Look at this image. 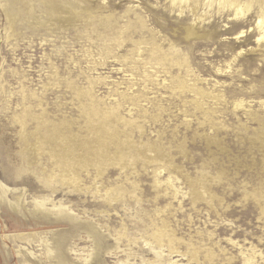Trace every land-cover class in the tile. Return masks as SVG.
<instances>
[{
    "label": "rangeland",
    "instance_id": "374dc122",
    "mask_svg": "<svg viewBox=\"0 0 264 264\" xmlns=\"http://www.w3.org/2000/svg\"><path fill=\"white\" fill-rule=\"evenodd\" d=\"M0 185V264L125 259L102 186L134 264H264V0H0Z\"/></svg>",
    "mask_w": 264,
    "mask_h": 264
},
{
    "label": "bare ground",
    "instance_id": "6f19581e",
    "mask_svg": "<svg viewBox=\"0 0 264 264\" xmlns=\"http://www.w3.org/2000/svg\"><path fill=\"white\" fill-rule=\"evenodd\" d=\"M50 6V8L52 7L54 10L56 9V2L55 1H53V4H50L49 5ZM87 109V108H86ZM96 115V114H95ZM110 115V114H109ZM111 118V117H110ZM92 119V118H91ZM105 119V118H104ZM72 120V119H71ZM95 121V120H94ZM97 121H98V119H97ZM101 121V120H100ZM65 122H67V121H65ZM71 122V121H70ZM69 122V123H70ZM106 122V121H105ZM72 123V122H71ZM95 123V122H94ZM100 123V122H99ZM73 124V123H72ZM71 124V125H72ZM104 124V123H103ZM62 125V124H61ZM102 125V124H101ZM69 126V125H68ZM53 127H54V125H53ZM87 127V126H86ZM97 127V126H96ZM106 127V126H105ZM115 127V126H114ZM65 128V127H64ZM88 128V127H87ZM56 129H57V126H56ZM102 129V128H101ZM71 130V129H70ZM97 130V129H96ZM117 130V129H116ZM121 130V129H120ZM98 131V130H97ZM108 131V130H107ZM74 132V131H73ZM120 132V131H119ZM62 133V132H61ZM103 133V132H102ZM57 134V133H56ZM69 134V133H68ZM115 134V133H114ZM55 135V134H54ZM99 135H101V134H99ZM57 136V135H56ZM54 137V136H53ZM82 137V136H81ZM98 137V136H97ZM109 137V136H108ZM115 137V136H114ZM117 137V136H116ZM115 137V138H116ZM123 137V136H122ZM52 138V137H51ZM65 138V137H64ZM99 138V137H98ZM111 138V137H110ZM129 138V137H128ZM23 139H24V137H23ZM71 139V138H70ZM75 139V138H74ZM77 139V138H76ZM99 140V139H98ZM59 141H60V139H59ZM76 141V140H75ZM86 141V140H85ZM115 141H116V139H115ZM120 141V140H119ZM25 142V141H24ZM56 142V141H55ZM54 142V143H55ZM77 143V142H76ZM75 143V144H76ZM92 143V142H91ZM113 143V142H112ZM32 144V143H31ZM65 144V143H64ZM77 144H79V143H77ZM109 144V143H108ZM120 144V143H119ZM24 145V144H23ZM34 145V144H33ZM41 145V144H40ZM55 145V144H54ZM53 145V146H54ZM66 145V144H65ZM83 145V144H82ZM113 145V144H112ZM116 145H118V144H116ZM125 146V145H124ZM24 147V146H23ZM42 148H43V146H41ZM40 147V148H41ZM50 147V146H49ZM49 147H48V149H49ZM85 147V146H84ZM106 148H107V146H105ZM118 147V146H117ZM129 147V146H128ZM58 148V147H57ZM74 148V147H73ZM83 148V147H82ZM89 148V147H88ZM91 148V147H90ZM106 148H104V150L106 149ZM61 149V148H60ZM70 149V148H69ZM75 149V148H74ZM85 149V148H84ZM125 149V148H124ZM68 149H66V148H63L62 149V152H64V153H67L68 151H67ZM108 150V149H107ZM149 150V149H148ZM50 151V150H49ZM98 151V150H97ZM100 151V150H99ZM116 151V150H115ZM123 151V150H122ZM156 151V150H155ZM61 151L59 150V149H53V151H52V154H53V156L55 157V155H61L62 153H60ZM72 152V151H71ZM109 152V151H108ZM114 152V151H113ZM126 152V151H125ZM124 152V153H125ZM143 152V151H142ZM34 153V152H33ZM99 153V152H98ZM105 153H106V151H105ZM115 153V152H114ZM120 153H122V152H120ZM69 154H70V152H69ZM81 154V153H80ZM93 154V153H92ZM140 154V153H139ZM73 155V154H72ZM75 155V154H74ZM73 155V156H74ZM160 155V154H159ZM156 156V155H155ZM60 158V157H59ZM62 158V157H61ZM104 158V157H103ZM114 159H115V157H114ZM124 159H126V158H124ZM154 159V158H153ZM70 160V159H69ZM72 160V159H71ZM89 160V159H88ZM117 160V159H116ZM120 160H122V159H120ZM71 162V161H70ZM123 162V161H122ZM125 163V162H124ZM64 164V163H63ZM74 164V163H73ZM59 165V164H58ZM67 166V165H66ZM126 166V165H125ZM104 167V166H103ZM96 168V167H95ZM65 169V168H64ZM84 169V168H83ZM66 170V169H65ZM72 170V169H71ZM81 170V169H80ZM86 170V169H85ZM100 170V169H99ZM64 171V170H63ZM62 171V172H63ZM76 171V170H75ZM78 171V170H77ZM100 173V172H99ZM104 173V172H103ZM101 174V173H100ZM72 176H73V174H72ZM76 176H77V174H76ZM61 177L63 178V177H66V174L64 173V174H61ZM78 177V176H77ZM95 177V176H94ZM71 178V177H70ZM69 178V182H73L74 184H78V182H79V180L77 179L76 180V182H74V179H70ZM22 179V178H21ZM97 179H98V177H97ZM20 180V179H19ZM27 180V179H26ZM18 182V181H17ZM24 183V182H23ZM96 183V182H95ZM48 184H49V186H50V184H51V182H48ZM51 186H52V184H51ZM76 186V185H75ZM75 186H73V187H75ZM86 186V185H85ZM84 186V187H85ZM121 186V185H120ZM65 187V186H64ZM69 187V186H68ZM50 188H52V187H50ZM80 188H81V186H80ZM87 188V187H86ZM85 188V189H86ZM124 188V187H123ZM60 189V188H59ZM74 189V188H73ZM77 189V188H76ZM75 189V190H76ZM85 189H84V191H85ZM8 188H3L1 185H0V191L5 195L7 192H8ZM62 190V189H61ZM74 190V191H75ZM96 191L98 192V193H102V191L104 192V197L103 198H105V200H99L100 201V203L98 202L97 204H99L100 206H102V207H106V209L104 208V210H103V208H102V210H96L95 211V213H96V215H94L95 217H97L98 219H95L94 217L93 218H91V219H88V221H84V222H82V223H80L79 222V226L81 227V228H84V233H85V236H86V238L88 239V241L90 242V245H89V253H88V255L87 256H82V255H80V258H82L84 261L87 259V258H89V256H93V255H98V253L100 252L101 254H104V255H116V257L117 258H119L121 255H124L125 256V259H118V261H117V264H134V262L133 261H131V256H133V258H135V253H133V252H128V251H126V250H128L127 248L125 249V248H121V245H120V243H121V238H116L115 239V241H114V243H111V244H109V240H108V235H106L104 232V230H102L101 229V227L99 226V224L101 223L100 221H101V219H103L104 218V216L106 215H110V211H109V209L110 210H112V211H114V212H116L117 213V207H116V203L118 202V196L120 195V193L122 192L121 191V189H118V188H116V187H113V188H109V187H106V188H103V186L101 187V188H99V189H96ZM51 193L49 194V195H46V196H42V197H39V199H34V201H33V204H34V206L35 207H37V209H42V210H49V211H52L54 214H57V215H59L60 217H57V218H61V217H70L71 219L72 218H74L73 216H72V210L70 209V207L68 206V205H66V203L64 202V201H62V200H59L58 202H54L55 200L53 199V194H55L56 192H57V190H56V188L55 187H53L52 189H51V191H50ZM58 192H59V190H58ZM87 192V191H86ZM126 192V191H125ZM61 193V192H60ZM59 193V194H60ZM133 193V192H132ZM79 194V193H78ZM82 194V193H81ZM134 194V193H133ZM83 195V194H82ZM97 195V194H96ZM132 195V194H131ZM123 196V195H122ZM133 196V195H132ZM98 197V196H97ZM85 201V200H84ZM89 201V200H88ZM87 202V201H86ZM48 203H50L49 205H50V207H47V205H48ZM85 204V203H84ZM96 204V203H95ZM94 206V205H93ZM98 206V205H97ZM94 211V210H93ZM92 211V212H93ZM94 214V213H93ZM110 217V216H109ZM105 218H107V217H105ZM112 219V218H111ZM111 219H109V220H111ZM74 220H75V218H74ZM108 221V220H107ZM108 223V222H107ZM82 224H84V225H82ZM163 228V227H162ZM123 234H125V233H123ZM162 235H164V229H162V232H160V233H157V232H154L153 233V237L157 240V241H159V243H161L162 242V240H161V238H162ZM122 236V235H121ZM146 246H147V249H151V243H146L145 244ZM159 246H160V244H159ZM50 250H54V252H55V254H57L58 256L57 257H60V249H59V247H58V243H52L51 244V249ZM120 254V255H119ZM141 264H154L153 262L152 263H145V260L144 259H142V261H141Z\"/></svg>",
    "mask_w": 264,
    "mask_h": 264
}]
</instances>
